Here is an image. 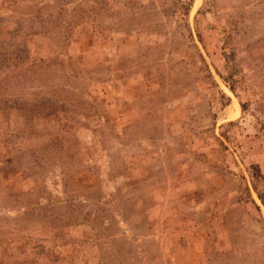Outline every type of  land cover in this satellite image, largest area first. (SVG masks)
<instances>
[{
  "label": "rangeland",
  "instance_id": "obj_1",
  "mask_svg": "<svg viewBox=\"0 0 264 264\" xmlns=\"http://www.w3.org/2000/svg\"><path fill=\"white\" fill-rule=\"evenodd\" d=\"M0 264H264V0H0Z\"/></svg>",
  "mask_w": 264,
  "mask_h": 264
}]
</instances>
